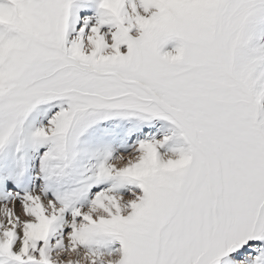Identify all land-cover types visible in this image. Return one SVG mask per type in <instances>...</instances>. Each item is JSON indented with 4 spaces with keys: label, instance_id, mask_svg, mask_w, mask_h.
I'll use <instances>...</instances> for the list:
<instances>
[{
    "label": "snow or ice",
    "instance_id": "1",
    "mask_svg": "<svg viewBox=\"0 0 264 264\" xmlns=\"http://www.w3.org/2000/svg\"><path fill=\"white\" fill-rule=\"evenodd\" d=\"M0 264H264V0H0Z\"/></svg>",
    "mask_w": 264,
    "mask_h": 264
},
{
    "label": "rangeland",
    "instance_id": "2",
    "mask_svg": "<svg viewBox=\"0 0 264 264\" xmlns=\"http://www.w3.org/2000/svg\"><path fill=\"white\" fill-rule=\"evenodd\" d=\"M170 50V49H169Z\"/></svg>",
    "mask_w": 264,
    "mask_h": 264
}]
</instances>
